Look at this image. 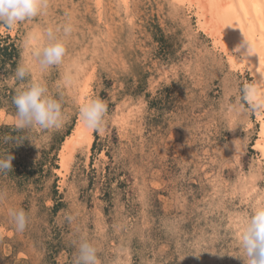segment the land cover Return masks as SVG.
Here are the masks:
<instances>
[{
    "label": "rangeland",
    "instance_id": "obj_1",
    "mask_svg": "<svg viewBox=\"0 0 264 264\" xmlns=\"http://www.w3.org/2000/svg\"><path fill=\"white\" fill-rule=\"evenodd\" d=\"M196 9L181 0H50L33 19L0 24V157H14L0 173V264H73L81 237L96 244L100 264H243L238 230L264 202V159L258 113L232 105L254 76L231 66ZM48 27L67 52L42 69L26 41L43 44ZM21 60L32 63L23 82L14 76ZM31 81L62 94L59 130L15 128L12 98ZM89 98L106 102L105 124L88 148L83 135L74 142L60 174ZM11 208L29 213L23 233Z\"/></svg>",
    "mask_w": 264,
    "mask_h": 264
},
{
    "label": "clouds",
    "instance_id": "obj_2",
    "mask_svg": "<svg viewBox=\"0 0 264 264\" xmlns=\"http://www.w3.org/2000/svg\"><path fill=\"white\" fill-rule=\"evenodd\" d=\"M49 7L50 0H0V24L11 29L21 22L41 15ZM58 31L53 27L45 29L43 44L32 43L31 37L26 41L30 49L29 55L42 69L60 65L66 55V40L57 35ZM71 31L70 25L63 27L65 37ZM251 53L256 52L252 51L249 42L247 54ZM31 70V61L21 60L14 73L15 79L21 82L29 79ZM12 103L15 106V128L17 130L37 128L42 131L59 130L65 123L62 94L59 96L52 94L44 81H31L23 85L12 98ZM232 110L241 115L264 113V69L256 71L255 78L242 85L240 94L232 105ZM107 111L106 102L100 98H89L78 106L79 117L84 127L91 130L102 129ZM22 139L21 137H4L5 142L19 143ZM13 158L11 153L0 157V173L12 169ZM0 198H3L2 193H0ZM8 214L15 230L23 233L30 222L29 213L23 208H11ZM73 218L71 214L66 215L69 222ZM238 232L237 241L240 254L234 257L242 260L243 264H264V202L252 208ZM73 264H100L98 248L92 240L81 237L76 242Z\"/></svg>",
    "mask_w": 264,
    "mask_h": 264
},
{
    "label": "bare ground",
    "instance_id": "obj_3",
    "mask_svg": "<svg viewBox=\"0 0 264 264\" xmlns=\"http://www.w3.org/2000/svg\"><path fill=\"white\" fill-rule=\"evenodd\" d=\"M181 2L189 8L199 9L197 15L200 26L215 39L217 45L221 43L228 52L231 66L241 69L244 73L246 70L251 71L254 78L256 71L264 69V0H181ZM248 41L252 51L256 53L247 54ZM258 119L261 129L255 148L264 159V113H258ZM80 122L74 132L75 135L67 138L61 149V167L58 168L60 174H63L64 168L67 167L72 146L77 139L80 141L81 135L86 139L87 148L92 145V130Z\"/></svg>",
    "mask_w": 264,
    "mask_h": 264
},
{
    "label": "trees",
    "instance_id": "obj_4",
    "mask_svg": "<svg viewBox=\"0 0 264 264\" xmlns=\"http://www.w3.org/2000/svg\"><path fill=\"white\" fill-rule=\"evenodd\" d=\"M9 48H10V50H9ZM2 49L5 51L9 50V52H13V51L16 52V48H15L14 44H7L6 46L2 47Z\"/></svg>",
    "mask_w": 264,
    "mask_h": 264
}]
</instances>
